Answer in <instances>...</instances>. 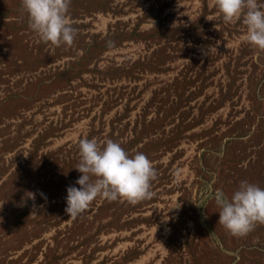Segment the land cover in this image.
Wrapping results in <instances>:
<instances>
[{
  "label": "rangeland",
  "instance_id": "374dc122",
  "mask_svg": "<svg viewBox=\"0 0 264 264\" xmlns=\"http://www.w3.org/2000/svg\"><path fill=\"white\" fill-rule=\"evenodd\" d=\"M69 15L74 43L55 47L0 0V264H264V225L232 236L214 199L264 189V51L243 18L214 0H71ZM83 138L145 154L152 197L69 218Z\"/></svg>",
  "mask_w": 264,
  "mask_h": 264
},
{
  "label": "clouds",
  "instance_id": "9594fccd",
  "mask_svg": "<svg viewBox=\"0 0 264 264\" xmlns=\"http://www.w3.org/2000/svg\"><path fill=\"white\" fill-rule=\"evenodd\" d=\"M70 3L71 0H22V8L30 29L43 42L55 47L71 46L76 29L69 15ZM214 6L226 23L243 18L245 41L264 51V5L258 0H214ZM79 151L80 161L75 168L81 174L75 181L79 187L66 189L65 212L69 218L82 215L98 197L132 204L152 197V181L157 173L145 154L129 155L119 142H99L96 138L81 139ZM27 194L29 199H35L34 193ZM214 199L219 208L218 223L232 236L245 237L257 225H264V189L259 186L242 181L230 197L217 190ZM173 208L179 209L180 204L176 201Z\"/></svg>",
  "mask_w": 264,
  "mask_h": 264
}]
</instances>
